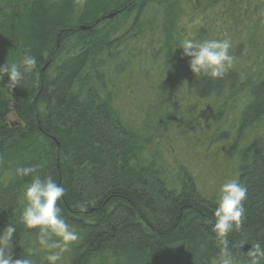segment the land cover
Here are the masks:
<instances>
[{"label":"trees","instance_id":"16d2710c","mask_svg":"<svg viewBox=\"0 0 264 264\" xmlns=\"http://www.w3.org/2000/svg\"><path fill=\"white\" fill-rule=\"evenodd\" d=\"M201 2L31 0L1 17L0 65L20 64L26 54L37 65L13 89L6 86L7 76L0 81V230L17 222L24 205L23 185L30 178L16 176L15 169L37 165L41 177L50 175L67 189L59 204L80 235L62 264H215L218 245L208 221L217 197L204 195L184 166L160 162L157 145L146 154L149 139L162 137L177 111L163 103L164 111L155 113L161 107L155 95L166 94L158 93V77L176 60L188 68L183 74L190 78L194 107L187 115L206 113L207 126L216 128L230 111L237 118L234 137L216 129L212 138L234 144L250 135L249 144L235 152L229 146L233 164L222 163L248 190L244 223L230 234V250L246 258L251 245L232 248L233 240L264 239V20L263 31L257 28L247 39L255 67L250 76L241 79L234 68L222 78L194 76L178 60L183 40L178 12L183 7L192 12ZM252 2L254 11L264 5ZM226 3L233 2L223 0V7ZM145 38L146 60L135 46L121 50ZM158 58L162 65L153 67ZM124 73L128 80L135 77L133 87L142 98L133 107L118 98ZM210 99L213 105H201ZM9 103L14 124L5 117ZM182 124L187 129L192 121ZM78 202L86 213L72 207ZM34 232L17 222L14 256L35 248ZM44 254L35 251V264H42Z\"/></svg>","mask_w":264,"mask_h":264},{"label":"rangeland","instance_id":"374dc122","mask_svg":"<svg viewBox=\"0 0 264 264\" xmlns=\"http://www.w3.org/2000/svg\"><path fill=\"white\" fill-rule=\"evenodd\" d=\"M30 1L31 0H0V19L4 15L10 13L14 8L24 6ZM200 1H202V5H197L192 12L188 11L187 7L181 8V13L178 12V16H183L179 18L180 20L177 24L178 28L181 27L179 32L182 35V39H193L196 41L229 39L231 42L229 53L233 56V63L229 69L234 68L235 70H240L242 74L241 79L250 76L255 67H252V60L248 57L249 45L247 39L250 34L256 33L255 30L257 28H259L261 32L263 31L259 21L262 19L264 20V5L256 8L254 11L251 9L253 7V0H231L233 3H228V5L226 3V7L222 5L223 0H213L212 2L211 0ZM258 17L259 20L257 22L256 20ZM199 34L200 38H198ZM158 39H160L159 36ZM146 40H148V38L144 40L140 39V42L128 43L124 48L121 47V50L127 48V51L135 46L134 51H140V56L143 59H147L146 55L150 53V51L144 45ZM179 50L183 51L180 48ZM179 57L178 60L188 63L189 58L182 57V54ZM125 60L124 58L122 61ZM122 61L114 63L115 67H119V63ZM156 62L158 64H153V67H157L160 63L162 65V60L160 58H158ZM147 63L149 64V62ZM180 70L181 74L178 75L177 72ZM187 71L188 68L184 71L183 66L176 63V60L173 67L170 65L162 67L160 80L159 77L157 80L160 84L158 85V93H163L165 90L166 94L162 96L158 94L155 95L157 99H160L159 104L161 103V107H157L155 113L159 115L164 111L163 103L164 107L170 105L175 107L177 111L174 112V117L167 119L170 120L169 123L167 122L169 128L166 130V133L162 135V137L161 135H156V138H154L152 142L149 139V143L146 145V154H151L156 149L154 145H157L159 148V157L161 158L158 159L160 162L172 164V166H184L188 171L193 173L198 189L203 192L204 195L208 197H217L221 185L224 182L236 178L229 175L230 172L228 167L224 168L222 164L228 162L229 166V163H232V161H229V146H231L232 150L235 152L240 147L249 144L250 135H246V137H248L246 140L234 144L233 142L228 144L222 139L214 140L212 138L216 129L221 132L227 131V133L230 131V137L233 136L234 133L231 132V129H236V123L235 125H233V123L237 121V118L234 113L230 111L225 112V116L222 115V119L219 123L220 126L216 128H209L207 126L208 120L206 121L204 116L206 113L201 117H195L192 113L187 115L191 111V107H194L192 96L188 95L190 90L187 82H190V78L188 75H184ZM105 73L108 77L111 75L109 72ZM140 76L141 75H139V77ZM120 79L121 83H118L117 86L118 98L120 97L122 101L127 98V101L131 102V107H133L134 103L138 105L141 95L136 94L135 87H133L135 77L132 76V78L128 80L126 78V73H124ZM138 81L141 80L138 79ZM210 103L213 105L212 99L207 100L205 104L201 103V105L205 107L206 104ZM201 105H198V111L202 110V108H200L202 107ZM130 111H135L134 113H136L137 110L133 108ZM5 117L8 123H17L12 113L11 103L8 105ZM223 117H225L224 120ZM133 119L137 118L135 117ZM190 120L192 124L190 128L186 129L182 123H188ZM231 126L233 127L231 128ZM145 137L149 138V133H145ZM174 158L176 160L175 162L173 160ZM66 253L63 254V258ZM63 258L62 263L64 261Z\"/></svg>","mask_w":264,"mask_h":264},{"label":"clouds","instance_id":"9594fccd","mask_svg":"<svg viewBox=\"0 0 264 264\" xmlns=\"http://www.w3.org/2000/svg\"><path fill=\"white\" fill-rule=\"evenodd\" d=\"M230 47V40L225 38L202 41L183 39L178 48L183 50L182 57L189 58V70L194 76L203 75L217 79L222 78L232 66L233 56L229 53ZM36 65V58L28 54L23 57L20 64L6 61L0 65V81L7 76L6 86L13 89L23 79L24 73L32 72ZM15 175L30 178L23 185L24 205L17 222L25 230H35V248H25L23 255L14 256L13 238L14 234H17V222L10 220L0 230V264H35L33 258L35 251L45 253L42 264H62L63 254L80 240L77 229L68 223L59 204L66 196L67 189L50 175L41 177L37 165L17 167ZM247 191V188L235 179L224 182L220 187L212 219L208 221L218 245L215 264H264V239L233 240L232 248L240 249L245 244L251 245L246 258L230 250V234L242 228L244 223V201ZM72 207L81 213L88 211L83 202L73 204Z\"/></svg>","mask_w":264,"mask_h":264}]
</instances>
